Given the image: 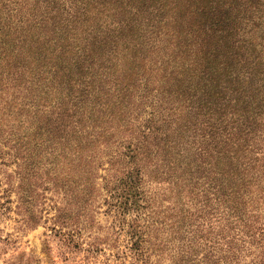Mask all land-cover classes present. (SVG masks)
<instances>
[{
	"label": "trees",
	"instance_id": "obj_1",
	"mask_svg": "<svg viewBox=\"0 0 264 264\" xmlns=\"http://www.w3.org/2000/svg\"><path fill=\"white\" fill-rule=\"evenodd\" d=\"M242 1L0 0V187L19 227L40 223L38 194L87 252L124 237L129 264H264V36ZM244 1L243 17L264 4ZM107 4L104 26L84 17Z\"/></svg>",
	"mask_w": 264,
	"mask_h": 264
},
{
	"label": "rangeland",
	"instance_id": "obj_2",
	"mask_svg": "<svg viewBox=\"0 0 264 264\" xmlns=\"http://www.w3.org/2000/svg\"><path fill=\"white\" fill-rule=\"evenodd\" d=\"M240 6L241 13L238 17L240 25L243 27H253L260 22V28L253 30V32L246 34L247 37L261 40L264 36V4L254 6L253 15L243 17L246 11V3L243 0ZM113 5L107 4L101 9H93L87 12L85 9L84 17L91 23H99L103 25L110 19H115L118 11L112 8ZM116 12L115 14H111ZM97 21V22H96ZM115 25V24H113ZM112 24L109 26L111 27ZM78 40L83 41L82 37ZM161 76V72L156 74V78ZM2 174H0V178ZM33 184L28 185L27 188L33 189ZM33 204L35 208L43 207V216L38 225L33 228L19 227L16 218L19 217L14 212L17 202L16 195L12 194L10 200L7 198L4 189L0 187V264H129V261L121 260L120 250L127 251V241L124 237L120 242V248L117 251L112 249H105L98 252H87L78 246L73 247L68 242L62 240L60 236L55 235L51 230L52 216L49 205H41L38 194L34 196ZM10 201H8V200ZM48 203V202H47ZM12 207V208H10ZM106 207H103V211ZM47 209L49 212H47ZM103 224H109L111 217L101 213L99 216ZM116 255L114 256V253ZM129 253V252H127ZM119 255V256H117Z\"/></svg>",
	"mask_w": 264,
	"mask_h": 264
}]
</instances>
